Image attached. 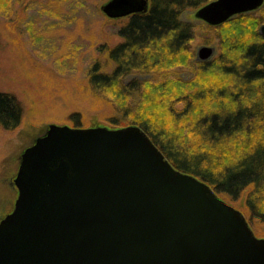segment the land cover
Wrapping results in <instances>:
<instances>
[{"label":"water","instance_id":"water-1","mask_svg":"<svg viewBox=\"0 0 264 264\" xmlns=\"http://www.w3.org/2000/svg\"><path fill=\"white\" fill-rule=\"evenodd\" d=\"M149 2L107 0L100 9L122 18ZM263 4L210 0L193 16L219 25ZM213 53L202 45L197 58ZM13 184L0 264H264V237L244 214L175 168L138 125L49 123L21 152Z\"/></svg>","mask_w":264,"mask_h":264},{"label":"trees","instance_id":"trees-1","mask_svg":"<svg viewBox=\"0 0 264 264\" xmlns=\"http://www.w3.org/2000/svg\"><path fill=\"white\" fill-rule=\"evenodd\" d=\"M208 1L150 0L125 17L120 40L96 48L88 95L106 105L112 127L138 125L175 168L242 200L249 225L264 226V7L206 23L217 47L201 60L191 46L196 25L182 15ZM22 116L18 99L0 91V128L14 130ZM72 123L81 127L82 116Z\"/></svg>","mask_w":264,"mask_h":264},{"label":"rangeland","instance_id":"rangeland-1","mask_svg":"<svg viewBox=\"0 0 264 264\" xmlns=\"http://www.w3.org/2000/svg\"><path fill=\"white\" fill-rule=\"evenodd\" d=\"M105 1L8 0L0 6V91L13 94L23 109L17 128H0V219L13 208L17 189L10 183L21 152L49 123L73 126L72 117L79 113L81 127H112L103 117L106 105L88 95L87 83L97 46L120 40L117 30L124 18L107 17L100 9ZM193 13L182 17L196 25L191 44L195 58L202 45L213 47L215 55L214 31ZM182 75L189 78L191 73ZM227 202L248 221L242 200ZM251 224L254 234L264 237V226Z\"/></svg>","mask_w":264,"mask_h":264},{"label":"flooded vegetation","instance_id":"flooded-vegetation-1","mask_svg":"<svg viewBox=\"0 0 264 264\" xmlns=\"http://www.w3.org/2000/svg\"><path fill=\"white\" fill-rule=\"evenodd\" d=\"M127 17V16H126ZM122 18H125V17H122ZM13 181H11L10 185H12Z\"/></svg>","mask_w":264,"mask_h":264}]
</instances>
